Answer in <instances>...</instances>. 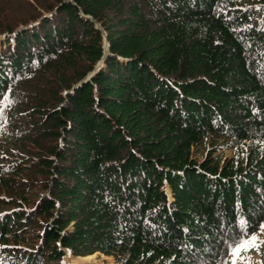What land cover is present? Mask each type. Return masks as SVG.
Wrapping results in <instances>:
<instances>
[{"label":"trees","instance_id":"1","mask_svg":"<svg viewBox=\"0 0 264 264\" xmlns=\"http://www.w3.org/2000/svg\"><path fill=\"white\" fill-rule=\"evenodd\" d=\"M23 2L0 0V264H229L264 223V0Z\"/></svg>","mask_w":264,"mask_h":264},{"label":"rangeland","instance_id":"2","mask_svg":"<svg viewBox=\"0 0 264 264\" xmlns=\"http://www.w3.org/2000/svg\"><path fill=\"white\" fill-rule=\"evenodd\" d=\"M32 1V0H29ZM13 9L14 11H17V13L19 14L20 12H22L23 10H25L27 7H29L30 5H26L23 0H13ZM19 11V12H18ZM27 10H25L26 12ZM11 23H14V21H11ZM95 24L101 29L102 34H103V47L105 48V42H106V36H105V32H103L104 29H102L98 23L95 22ZM87 79L91 77V73L89 72L86 75ZM85 77V78H86ZM222 141V140H220ZM221 146L214 150V154L213 155H222L223 157H231L234 153L233 148H225L224 146L226 145L225 142H221ZM197 155V153L195 154ZM18 178L22 179V180H28V176L23 172V171H18L17 173ZM30 180V178H29ZM37 189H33V192L36 193ZM34 193H30V194H34ZM264 228V227H263ZM256 235L258 238L262 239L264 238V229L260 230V232L253 234ZM264 243V242H263ZM262 247V248H260ZM73 256V255H72ZM111 257V259L109 260L108 257H104L101 255H97L96 256V260H92L94 262H97L99 264H117L116 259L114 256L112 255H108ZM67 251L65 252L64 256H63V261L68 264L69 261L67 260ZM76 257V256H73ZM234 259V257L231 255V264H232V260ZM70 264V263H69ZM237 264H264V245L260 244V246L258 247L257 250L254 249H250L248 251L242 252L241 253V259H239L237 261Z\"/></svg>","mask_w":264,"mask_h":264},{"label":"snow or ice","instance_id":"3","mask_svg":"<svg viewBox=\"0 0 264 264\" xmlns=\"http://www.w3.org/2000/svg\"><path fill=\"white\" fill-rule=\"evenodd\" d=\"M243 223V221H242ZM264 227V226H262ZM262 242L256 235H251L247 239H243L231 247L230 254L234 257L232 264H237V261L241 259V253L250 250L253 247L258 248Z\"/></svg>","mask_w":264,"mask_h":264},{"label":"bare ground","instance_id":"4","mask_svg":"<svg viewBox=\"0 0 264 264\" xmlns=\"http://www.w3.org/2000/svg\"><path fill=\"white\" fill-rule=\"evenodd\" d=\"M98 25H99V23H98ZM99 26L101 27V25H99ZM103 32H105V30ZM105 36H106V33H105ZM105 48H108L107 36H106ZM66 251H67V257L66 258H67V260L69 261L70 264H99V263H96L94 261L89 260L88 257H86V256H76V257H73L72 254H71V252L68 249H66Z\"/></svg>","mask_w":264,"mask_h":264},{"label":"water","instance_id":"5","mask_svg":"<svg viewBox=\"0 0 264 264\" xmlns=\"http://www.w3.org/2000/svg\"><path fill=\"white\" fill-rule=\"evenodd\" d=\"M97 23V22H96ZM104 31V30H103ZM107 48H104V53H103V56L101 57V59L98 61V63L96 64V66H95V68H94V70L101 64V62L103 61V59H104V57H105V55H106V53H107V50H106ZM93 72L94 71H92L91 72V75L93 74Z\"/></svg>","mask_w":264,"mask_h":264}]
</instances>
